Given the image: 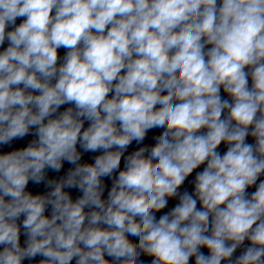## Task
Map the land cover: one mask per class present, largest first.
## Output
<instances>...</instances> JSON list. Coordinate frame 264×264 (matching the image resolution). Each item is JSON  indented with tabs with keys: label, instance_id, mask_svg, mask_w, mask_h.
I'll return each instance as SVG.
<instances>
[{
	"label": "clouds",
	"instance_id": "1",
	"mask_svg": "<svg viewBox=\"0 0 264 264\" xmlns=\"http://www.w3.org/2000/svg\"><path fill=\"white\" fill-rule=\"evenodd\" d=\"M0 264H264V0H0Z\"/></svg>",
	"mask_w": 264,
	"mask_h": 264
}]
</instances>
